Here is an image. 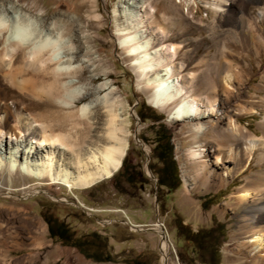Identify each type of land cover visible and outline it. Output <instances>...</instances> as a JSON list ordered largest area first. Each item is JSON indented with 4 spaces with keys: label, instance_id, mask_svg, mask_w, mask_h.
I'll return each instance as SVG.
<instances>
[{
    "label": "rangeland",
    "instance_id": "374dc122",
    "mask_svg": "<svg viewBox=\"0 0 264 264\" xmlns=\"http://www.w3.org/2000/svg\"><path fill=\"white\" fill-rule=\"evenodd\" d=\"M6 1L31 3L49 30L56 26L63 28L69 45L62 54L72 61L73 69L80 71L76 79L80 78L78 84L82 90L92 93L88 134L100 136L104 129V97L117 98L116 107L128 123V146L123 165L111 177L83 189H70L31 176L28 181L24 175H8L2 168L0 211L7 212L8 218L1 217L0 226L7 228L8 235L2 236L5 244H0V264H161L162 239L154 226L158 222L167 239L168 264H209L216 246L217 264H264L263 260L258 263L254 256L237 249L242 230L239 226L244 223L245 214L243 205L232 195L236 185L255 186L258 174L264 179V160L254 165L258 152L255 150L251 159L244 161V170L219 188L212 185L205 189L183 175V166L191 167L186 153L187 125L171 120L165 111L147 102L134 71L123 59L115 39L114 7L118 0H0V3ZM205 1L214 0H150L153 24L165 30L166 37L170 36L166 44L178 43L175 63L182 64L186 75L204 68L212 70L222 58L232 62L239 80L234 83L235 96L230 95L224 108L232 112L242 108L243 112L237 116L240 123L248 133L262 136L264 48L259 53L251 48L247 30L264 37V21L259 16V11H264V0H227L222 5L223 11H213L205 6ZM94 14H98V19L93 18ZM239 37L246 40L243 47L237 45ZM12 51L26 54L27 48L14 46ZM88 76L99 79L87 80ZM104 82L109 86L95 89ZM7 87L3 99L22 102L19 105L24 104L30 114L38 110L33 104L37 99L19 96L22 93L16 88L10 84ZM218 93H222L221 89ZM83 102H75L72 109ZM137 111L145 118L141 120ZM158 131L169 136L178 170L179 184L170 190L157 186L150 169L154 178L146 175L145 150L134 138L135 135L147 146V166L150 163L157 171L162 162L153 156L152 147ZM10 140L15 141L7 136L0 138L2 156L7 155ZM22 145L18 146V152L24 149ZM44 149V146L34 147L37 154L32 156L38 158ZM210 150L211 145L204 146V159L212 160ZM45 217L62 222L74 237L85 238L88 255H108L109 260L86 257L68 240L50 236ZM219 224L223 227L222 235L216 227ZM40 230L41 235L33 233ZM196 232L201 233L199 237H195Z\"/></svg>",
    "mask_w": 264,
    "mask_h": 264
},
{
    "label": "bare ground",
    "instance_id": "6f19581e",
    "mask_svg": "<svg viewBox=\"0 0 264 264\" xmlns=\"http://www.w3.org/2000/svg\"><path fill=\"white\" fill-rule=\"evenodd\" d=\"M149 1L118 0L114 7L116 42L147 102L165 111L171 120L187 125L186 153L191 167L183 166V175L205 189L212 185L219 188L244 170V161H249L255 150L258 152L254 165H260L264 160V135L248 133L237 117L243 112L242 108L238 112L224 108L230 95L235 96L234 83L239 80V73L232 70V62L222 58L212 70L201 68L198 72L184 74L182 64L175 63L179 45L165 43L170 36L166 37L165 30L153 24ZM226 2L205 1V6L223 11L222 5ZM36 9L31 3H0V138L7 136L15 140L8 143L7 155L0 154V170L70 189L87 188L108 179L119 169L128 146V123L116 107L117 98L103 96L104 129L100 136L88 134L92 93L82 90V85L78 84L80 78L76 79L80 71L73 69L72 61L62 54L69 45L63 28L56 26L49 30L37 17ZM259 16L264 21V11H259ZM98 17V14L93 15L95 19ZM247 31L251 48L255 52L264 48V37L254 35L251 29ZM236 39L239 47L245 45L243 37ZM14 46L26 47V54L13 52ZM93 79L99 78L87 77V80ZM7 84L21 92L19 96L37 99L33 104L39 111L30 114L24 104L20 106L22 102L3 99ZM106 85L104 82L95 89ZM81 100L84 102L73 110L75 102ZM136 142L148 154L147 146L138 139ZM20 143L24 149L18 152ZM208 144L212 160L203 158L206 156L204 146ZM36 146L45 148L38 158L34 157ZM145 171L148 172L146 167ZM256 177L255 186L241 183L235 186L237 189L232 195L243 205L245 214L244 223L239 226L242 230L237 249L245 251L249 257L254 256L259 263L264 261V179L259 174ZM1 217L8 218L7 212L0 211ZM154 226L162 239L161 264H168L166 236L158 223ZM6 232L7 228L0 226L1 245L5 244L2 236L8 235ZM33 233L41 235L42 231Z\"/></svg>",
    "mask_w": 264,
    "mask_h": 264
},
{
    "label": "trees",
    "instance_id": "16d2710c",
    "mask_svg": "<svg viewBox=\"0 0 264 264\" xmlns=\"http://www.w3.org/2000/svg\"><path fill=\"white\" fill-rule=\"evenodd\" d=\"M138 117L142 120L145 118L141 115L139 111H137ZM161 125H159V128ZM159 134L157 135V139L155 140V145L152 147V154L155 158L162 162V166L157 171H154L151 164L148 163L149 169L152 173L156 176V184L157 186H165L169 190L173 189L178 186L179 184V176L176 163L173 159L172 155V145L170 143V138L168 135L163 133V131H158ZM125 161V158L121 161L122 165ZM121 166V165H120ZM122 172L124 171V166L122 167ZM128 182H131V179H126ZM45 221L47 223V227L49 230L50 236L58 237L62 240H68L71 246L76 247L84 256L90 257L96 261H107L109 260V256L105 255L104 257H97L93 255H88L86 253V246H88V242L85 238L74 237L72 233L68 232L67 227L60 221L52 217H45ZM218 228V234L222 235L223 227L221 224L216 226ZM180 228H183L182 225ZM201 233L196 232L194 235L195 237H199ZM218 246L215 247L212 254H210L211 261L209 264H217L218 259Z\"/></svg>",
    "mask_w": 264,
    "mask_h": 264
},
{
    "label": "water",
    "instance_id": "95a60500",
    "mask_svg": "<svg viewBox=\"0 0 264 264\" xmlns=\"http://www.w3.org/2000/svg\"><path fill=\"white\" fill-rule=\"evenodd\" d=\"M134 138L137 140L138 138L134 135ZM145 156H146V169H147V171L148 172H146V175L147 176H149V177H152V178H154V176L152 175V173L150 172V170H149V167L147 166V162H148V154L147 153H145ZM156 220H157V218H156ZM158 222V221H157ZM158 224H159V222H158Z\"/></svg>",
    "mask_w": 264,
    "mask_h": 264
}]
</instances>
